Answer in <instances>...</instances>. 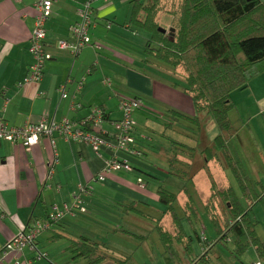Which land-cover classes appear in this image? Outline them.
Here are the masks:
<instances>
[{"label": "crops", "instance_id": "crops-1", "mask_svg": "<svg viewBox=\"0 0 264 264\" xmlns=\"http://www.w3.org/2000/svg\"><path fill=\"white\" fill-rule=\"evenodd\" d=\"M39 1L0 2V122L23 128L43 119H67L75 130L85 129L83 123L101 109L106 117L91 131L114 138L123 117L120 101L138 97L142 104L133 113L130 147L135 154L109 148L96 153L58 132L55 147L47 137L31 149L0 141V264H68L70 246L80 237L106 243L114 256L130 260L125 264H250L264 258L253 243L236 257L235 238L228 232L229 223H234L229 219L231 208L217 197L233 186L242 208L251 211L248 231L264 242V71L247 88L232 93L234 107L229 112L237 157L252 182L248 195L258 197L250 201L228 167L204 158V149L219 130L206 114L199 126L192 122L197 115L193 97L170 77L183 80L170 65L168 70L158 65L147 51L149 33L132 23L136 0L93 3L95 27L89 35L100 49L86 47L79 54L60 49L59 42L76 44L71 30L88 0L54 1L44 23L48 58L42 78L25 83L35 63L29 49ZM148 68L164 69L166 78L146 74ZM62 87L67 98L62 97ZM175 153L193 174L189 189L194 204L185 183L169 173V158ZM56 157L58 164L49 178ZM113 157L128 160L134 170L98 182ZM162 174L183 182L172 205L162 203L157 194ZM81 186L92 188L91 193L82 194V202L76 204ZM66 205L71 211L37 240V250L49 261L39 260L35 250L26 248L19 254L9 247L35 223L44 227L53 207L63 210Z\"/></svg>", "mask_w": 264, "mask_h": 264}, {"label": "trees", "instance_id": "trees-1", "mask_svg": "<svg viewBox=\"0 0 264 264\" xmlns=\"http://www.w3.org/2000/svg\"><path fill=\"white\" fill-rule=\"evenodd\" d=\"M164 4L165 0H136L132 23L149 33L147 51L150 55L172 67L179 64L185 67L188 73L187 80L177 83L174 81V85L193 97L197 115L192 122L199 126L201 115L206 114L218 128L217 136L203 151L204 158L217 159L228 167L239 187L247 192L249 200L258 199L256 195L253 197L248 195L252 182L237 157L233 142L235 128L230 121L229 112L234 107L232 93L247 88L250 81L264 71V27L260 32L251 31L256 26L264 25V0H182L181 10L175 9L174 22H177L179 27L175 38H167L165 33L159 31L161 27L157 25V17L162 14ZM169 12L172 15L171 11ZM130 99L141 101L142 104L138 97ZM99 110L103 122L106 116L103 110ZM92 127L88 125L86 130L91 131ZM130 166L133 171L131 163ZM169 173L185 183V191L194 204L195 197L190 194L189 189L194 185L193 174H190L189 165L179 160L177 153L169 158ZM96 180L101 182L97 178ZM138 181L143 186V179ZM157 194L160 201L166 205L177 202V194L169 191L164 185L157 187ZM217 197H220L222 204H229L231 208L229 219L234 223H229L228 232L235 238L236 257L240 258L250 243H253L264 256V242H260L251 230L248 231V226L251 225L249 216L251 211L242 208L235 188L231 186ZM47 220L48 218L45 223ZM58 222H50L46 228L45 224L39 235L44 230H50ZM39 235L36 238V248ZM223 238H226L225 235ZM35 251L38 252L39 260L49 261L46 253ZM70 252L72 257L68 264H77L79 261H84V264H106L110 260L114 264H125L130 261L128 258L114 256L106 243L87 237H80L78 241H74L70 246ZM40 254L45 255V258ZM200 260H204V257ZM261 260L264 261V258Z\"/></svg>", "mask_w": 264, "mask_h": 264}, {"label": "built area", "instance_id": "built-area-1", "mask_svg": "<svg viewBox=\"0 0 264 264\" xmlns=\"http://www.w3.org/2000/svg\"><path fill=\"white\" fill-rule=\"evenodd\" d=\"M2 0H0L1 2ZM14 3H21L22 0H9ZM56 0H40L36 4V10L38 13L37 21L35 24V29L31 37V46L29 52L35 59V63L30 67L29 74L24 80L25 83L39 82L43 75L44 63L48 58V55L44 48L46 31L44 28L45 21L51 15V8L53 2ZM99 0H88L84 7L79 11L80 21L72 27L73 37L76 39V44L70 45L65 41L59 42V48L62 50L71 49L75 54H79L86 47H94L95 49H100V46L92 43L90 38V30L95 27V21L93 20L95 9L93 3ZM110 28V26H108ZM62 97L67 98V93L65 87L61 88ZM141 106V101L134 99H123L120 101L119 110L123 113V120L119 126L120 132L115 135L114 138H107L102 136L97 132H92L82 129H74L71 121L65 119L61 123L49 122L46 119L41 120L37 124H28L23 128L10 127L6 122H0V141H6L12 144L18 142L22 143L25 147L31 149L36 146L40 139L47 137L51 139L52 145L55 147L56 141L54 138V133H59L61 137H64L68 142H79L90 146L93 151L100 153L103 148H109L118 150L124 153L135 154V152L130 151L131 145L134 144V138L132 133L135 129V121L132 116L135 110L139 109ZM102 123V113L97 110L95 116L88 121L84 122V126L89 124L93 128L99 127ZM58 164L57 157L55 158L52 167L49 171V178L54 175L55 165ZM118 171H132L130 163L128 160H120L117 157L109 159L102 169L101 173L97 176L99 181H105L106 178L113 175ZM90 188L86 186H81L79 188V194L76 196V204H80L81 195L89 194ZM71 211V207L66 205L63 210H60L57 206L53 207L51 213L49 214L47 223H45V228L48 227L50 222L60 221L64 215ZM43 226L40 223H35L27 231H22L18 234L9 247H12L19 254L24 251V249L29 248L30 250H37L36 248V238L42 230ZM41 257L45 258V255L40 254ZM2 259L0 257V263ZM20 264V262H17ZM253 264H264V261L258 260Z\"/></svg>", "mask_w": 264, "mask_h": 264}, {"label": "rangeland", "instance_id": "rangeland-1", "mask_svg": "<svg viewBox=\"0 0 264 264\" xmlns=\"http://www.w3.org/2000/svg\"><path fill=\"white\" fill-rule=\"evenodd\" d=\"M182 0H165L166 4L162 5L163 7V12L162 14H160V17H157V21H158V26L161 27L162 29L166 30V37L167 38H175L176 35H177V30H178V24L177 22H174V16H175V9L178 8V11L181 10V2ZM171 2H174L173 4ZM172 13V15H170V12ZM263 26H256L255 28H252L251 31H257V32H260L263 30ZM175 28V31L173 32V35L171 36V30L170 29H174ZM158 65H162V67L164 69H167L170 68V67H167V63L165 62H162L158 59L155 60ZM169 66V65H168ZM172 67V66H171ZM164 69H146V74H149V75H157V77H163V78H166V73H164ZM171 71L174 70V73L175 75H177L178 78L182 79L183 81H186L187 80V77H188V73L185 69V67L182 65V64H179L177 65L176 67L173 66V69L170 68ZM169 79V77H167ZM172 80H174L176 83L179 81L178 79L176 78H173V77H170ZM180 82V81H179ZM182 85V84H181ZM233 116V114L231 115V117ZM212 121V120H211ZM207 124V122L205 123V125ZM214 129H215V126H214ZM160 163H158V166ZM168 176L166 175H161L160 176V179H161V182L164 186H166L170 191L172 192H175V193H179L181 192V189L183 188V182L180 181L179 179L177 178H174V177H171L169 176V178H167ZM199 199V197H197ZM264 228V226H263ZM61 242V241H59ZM44 245H47L46 242L43 243V246ZM77 264H84V261H79Z\"/></svg>", "mask_w": 264, "mask_h": 264}, {"label": "water", "instance_id": "water-1", "mask_svg": "<svg viewBox=\"0 0 264 264\" xmlns=\"http://www.w3.org/2000/svg\"><path fill=\"white\" fill-rule=\"evenodd\" d=\"M170 30H171V35H173L174 29H170ZM159 31L162 32V33H166V30H164L162 28H160Z\"/></svg>", "mask_w": 264, "mask_h": 264}]
</instances>
